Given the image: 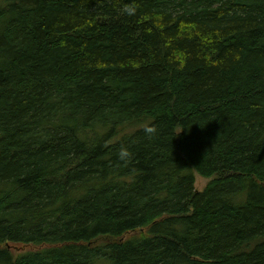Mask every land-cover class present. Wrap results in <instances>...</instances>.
I'll return each mask as SVG.
<instances>
[{
    "label": "trees",
    "instance_id": "obj_1",
    "mask_svg": "<svg viewBox=\"0 0 264 264\" xmlns=\"http://www.w3.org/2000/svg\"><path fill=\"white\" fill-rule=\"evenodd\" d=\"M0 264H264V0H0Z\"/></svg>",
    "mask_w": 264,
    "mask_h": 264
},
{
    "label": "rangeland",
    "instance_id": "obj_2",
    "mask_svg": "<svg viewBox=\"0 0 264 264\" xmlns=\"http://www.w3.org/2000/svg\"><path fill=\"white\" fill-rule=\"evenodd\" d=\"M211 178H204L201 177L199 174L195 173V188L198 191L203 190L211 181ZM14 250L18 254L21 251H30V250H36L37 248L40 247H35L32 245L24 246V245H14Z\"/></svg>",
    "mask_w": 264,
    "mask_h": 264
},
{
    "label": "clouds",
    "instance_id": "obj_3",
    "mask_svg": "<svg viewBox=\"0 0 264 264\" xmlns=\"http://www.w3.org/2000/svg\"><path fill=\"white\" fill-rule=\"evenodd\" d=\"M122 14L128 15V16H132L135 14V9L131 8V7H126L122 10ZM154 132V129L151 127L145 128V133L148 135H151ZM121 158H124L125 156L128 155L127 151H122L121 152Z\"/></svg>",
    "mask_w": 264,
    "mask_h": 264
}]
</instances>
